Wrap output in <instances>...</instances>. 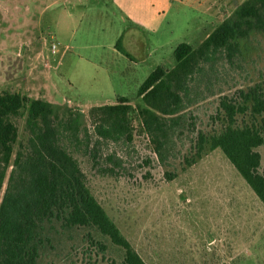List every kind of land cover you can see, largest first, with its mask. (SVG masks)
I'll list each match as a JSON object with an SVG mask.
<instances>
[{
  "label": "rangeland",
  "instance_id": "374dc122",
  "mask_svg": "<svg viewBox=\"0 0 264 264\" xmlns=\"http://www.w3.org/2000/svg\"><path fill=\"white\" fill-rule=\"evenodd\" d=\"M243 1L0 0V93L53 102L64 119L70 110L83 113L86 129L72 152L92 193L147 264H264V203L221 149L185 163L198 132L221 124L220 99L264 76V35L263 50L232 60L220 54L193 74V100L164 161L136 115L132 141L97 143L98 119L90 112L120 95L143 105L137 89L149 73L171 69L179 43L198 46ZM120 30L127 41L134 32L132 45L142 44L138 53L129 46L144 57L140 65L113 51ZM25 120L15 119L12 161L27 139ZM258 150L264 171V146ZM48 229L38 264H123L124 251L94 228L54 222Z\"/></svg>",
  "mask_w": 264,
  "mask_h": 264
},
{
  "label": "trees",
  "instance_id": "16d2710c",
  "mask_svg": "<svg viewBox=\"0 0 264 264\" xmlns=\"http://www.w3.org/2000/svg\"><path fill=\"white\" fill-rule=\"evenodd\" d=\"M262 35L264 0H244L198 46L179 43L171 69L157 66L149 73L137 89L143 105L134 106L130 97L118 96L114 103L92 107L91 115L98 119L96 142L132 141L136 115L156 154L166 160L171 136L185 122L193 100L189 85L193 74L202 71V64L216 62L220 54L232 60L263 50ZM117 47L131 57L121 38ZM24 116L27 139L12 161L19 130L15 119ZM83 117L70 110L64 119L53 102L18 92L0 93V196L7 182L0 197V264H38L54 222L62 228H94L124 251L123 264H147L92 193L72 152L82 143ZM215 117L221 124L198 132L185 163L193 165L208 150L221 149L264 203L258 150L264 146V76L223 96Z\"/></svg>",
  "mask_w": 264,
  "mask_h": 264
},
{
  "label": "crops",
  "instance_id": "0c3cea01",
  "mask_svg": "<svg viewBox=\"0 0 264 264\" xmlns=\"http://www.w3.org/2000/svg\"><path fill=\"white\" fill-rule=\"evenodd\" d=\"M126 21L128 22V20H126ZM126 33H127V30H125V31L120 30L119 32H117V39L112 44V49H113V51L115 53H118V55H124L128 59V61L130 62L128 64L132 65V67H135V66H133V64L134 65H140L141 62L145 61L144 57H142L141 55H135V53H133V51H132V50H134V52L136 51L138 53L142 44L141 43H136V44L132 45L134 42H138V39L135 38L134 32H131L130 37H129L128 41H127L125 39ZM119 38H121V43H122L123 48L131 55V57L125 55L117 47V41H118ZM68 46L69 45H66L67 48H68ZM129 46L132 47V50L129 48ZM148 55H150V52H148ZM120 96H126V95H120Z\"/></svg>",
  "mask_w": 264,
  "mask_h": 264
}]
</instances>
